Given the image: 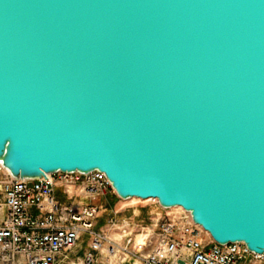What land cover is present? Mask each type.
<instances>
[{
	"label": "water",
	"instance_id": "95a60500",
	"mask_svg": "<svg viewBox=\"0 0 264 264\" xmlns=\"http://www.w3.org/2000/svg\"><path fill=\"white\" fill-rule=\"evenodd\" d=\"M0 166L264 254V0H0Z\"/></svg>",
	"mask_w": 264,
	"mask_h": 264
},
{
	"label": "built area",
	"instance_id": "2783aa9c",
	"mask_svg": "<svg viewBox=\"0 0 264 264\" xmlns=\"http://www.w3.org/2000/svg\"><path fill=\"white\" fill-rule=\"evenodd\" d=\"M106 193L114 192L99 171L16 180L0 166V264H264L242 243H213L181 209L148 216L150 230L113 216L98 230L95 201Z\"/></svg>",
	"mask_w": 264,
	"mask_h": 264
},
{
	"label": "rangeland",
	"instance_id": "374dc122",
	"mask_svg": "<svg viewBox=\"0 0 264 264\" xmlns=\"http://www.w3.org/2000/svg\"><path fill=\"white\" fill-rule=\"evenodd\" d=\"M99 206H102V212L97 221L96 229L106 231L107 230V220L110 216H113L115 221L118 224H121L123 221L129 222L132 225H142L148 226L149 230L151 229L150 221H148V216L151 214H157L163 212V209L159 207L156 201H133V202H123L119 199L114 193H106L102 198H99L95 201ZM180 209H167L166 212L169 213H179ZM111 236H115L111 233ZM203 239L208 240L207 235L203 234ZM86 238H84L78 248L77 255H82L86 249Z\"/></svg>",
	"mask_w": 264,
	"mask_h": 264
},
{
	"label": "bare ground",
	"instance_id": "6f19581e",
	"mask_svg": "<svg viewBox=\"0 0 264 264\" xmlns=\"http://www.w3.org/2000/svg\"><path fill=\"white\" fill-rule=\"evenodd\" d=\"M149 200H152V199H147V200H139V199H136V198H131V199H128V200H124L123 202H133V201H142V202H146V201H149ZM152 201H155V200H152ZM171 209H180V208H171Z\"/></svg>",
	"mask_w": 264,
	"mask_h": 264
},
{
	"label": "crops",
	"instance_id": "0c3cea01",
	"mask_svg": "<svg viewBox=\"0 0 264 264\" xmlns=\"http://www.w3.org/2000/svg\"><path fill=\"white\" fill-rule=\"evenodd\" d=\"M2 218V210H0V219Z\"/></svg>",
	"mask_w": 264,
	"mask_h": 264
}]
</instances>
